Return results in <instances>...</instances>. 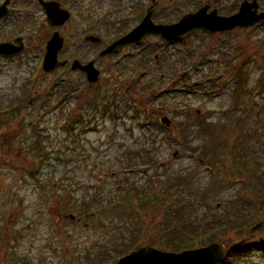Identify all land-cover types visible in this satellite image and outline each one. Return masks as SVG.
<instances>
[{"label": "rangeland", "instance_id": "rangeland-1", "mask_svg": "<svg viewBox=\"0 0 264 264\" xmlns=\"http://www.w3.org/2000/svg\"><path fill=\"white\" fill-rule=\"evenodd\" d=\"M196 4L156 14L172 25ZM145 44L100 61L96 86L38 70L33 50L0 71V264H116L161 249L177 217L264 264V24Z\"/></svg>", "mask_w": 264, "mask_h": 264}, {"label": "flooded vegetation", "instance_id": "flooded-vegetation-1", "mask_svg": "<svg viewBox=\"0 0 264 264\" xmlns=\"http://www.w3.org/2000/svg\"><path fill=\"white\" fill-rule=\"evenodd\" d=\"M160 1L162 0H0V71L10 63L21 66L23 57L29 50H33L34 63L42 71L47 44L57 35L62 40L57 60L65 63V66L54 71L65 69L70 75H79L88 85L96 86L102 75L98 68L100 61L128 48L137 49L136 54H142L148 49V45L143 44L149 39H158L165 44L160 36L144 35L138 42L127 43L105 53L114 42L140 26L149 12L152 24L165 25L156 14ZM195 1L196 6L191 7L182 17L205 9L207 15L215 12L217 17L227 18L234 15L244 3L255 4L257 14L264 12V0H188L189 3ZM263 24L258 23L253 28ZM67 28L68 44L72 50L70 54L88 46L96 52L97 58L84 60L81 54L82 57L76 54L64 55L67 44L63 33ZM253 28H237L230 32ZM74 62H78L80 66L91 63L99 73L97 81L89 83L83 71L78 68L73 70ZM90 86L88 88H93Z\"/></svg>", "mask_w": 264, "mask_h": 264}, {"label": "water", "instance_id": "water-1", "mask_svg": "<svg viewBox=\"0 0 264 264\" xmlns=\"http://www.w3.org/2000/svg\"><path fill=\"white\" fill-rule=\"evenodd\" d=\"M256 5L244 3L240 6L239 11L232 17H217L216 13L206 14V10H199L192 15L184 16L179 22L161 26L151 23V13L142 21L141 25L129 33L127 36L113 43L105 53L122 46L138 42L144 35L160 36L166 42H173L181 36L198 29L207 30L211 33H220L231 31L235 28L253 27L259 21L264 20V13L256 14ZM62 40L57 36L48 42L46 56L43 62L42 71L50 73L56 68L65 66V63L57 61V53L61 49ZM80 69L86 74L89 83L97 81L98 72L93 69L90 63L87 66H80L74 62L72 69ZM162 123L168 124L166 119ZM264 243V241H260ZM225 248L221 244H211L208 247L194 251H184L178 254L162 252L153 248H140L119 260L117 264H216L224 255Z\"/></svg>", "mask_w": 264, "mask_h": 264}, {"label": "trees", "instance_id": "trees-1", "mask_svg": "<svg viewBox=\"0 0 264 264\" xmlns=\"http://www.w3.org/2000/svg\"><path fill=\"white\" fill-rule=\"evenodd\" d=\"M166 207V206H165ZM181 211V210H180ZM177 222H172V227L166 228L165 233L163 235L165 240V245H163V242H161L162 247L160 250L162 251H170L174 253L182 252L184 250L203 247L206 244H209L213 241L211 240L213 227L211 226L209 229H202V227H198L196 229L192 228V233L188 235V232L183 233V229L180 227H176V224L180 220V217H177ZM170 225V223H169ZM221 224H216V227H218ZM229 225V224H228ZM233 226L236 225V223L232 224ZM221 228H223V225H221ZM219 230V229H218ZM218 232V231H217ZM185 237L188 238V240L185 239ZM167 245H171L174 247H170ZM251 246L243 248H236L232 250H227L225 255L222 257V259L217 264H238V261L240 258L243 257L244 254L249 252ZM159 249V248H158Z\"/></svg>", "mask_w": 264, "mask_h": 264}]
</instances>
